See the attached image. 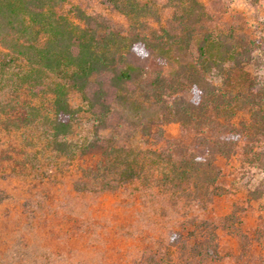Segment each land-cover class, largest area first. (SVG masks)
Returning a JSON list of instances; mask_svg holds the SVG:
<instances>
[{
	"label": "trees",
	"instance_id": "16d2710c",
	"mask_svg": "<svg viewBox=\"0 0 264 264\" xmlns=\"http://www.w3.org/2000/svg\"><path fill=\"white\" fill-rule=\"evenodd\" d=\"M109 2L126 29L78 5L67 9L66 0H0L4 127L41 126L53 151L81 158L77 191L137 182L148 197L203 207L220 194L218 158L250 155L264 171V66L248 68L256 40L235 27L212 28L201 0H168L165 23L148 0ZM71 91L83 108L71 106ZM80 111L91 132L74 139ZM170 122L192 131L205 154L175 156L172 145L160 147ZM135 134L155 142L131 146ZM180 227L161 256L132 264H203L218 256L216 226L193 218Z\"/></svg>",
	"mask_w": 264,
	"mask_h": 264
},
{
	"label": "rangeland",
	"instance_id": "374dc122",
	"mask_svg": "<svg viewBox=\"0 0 264 264\" xmlns=\"http://www.w3.org/2000/svg\"><path fill=\"white\" fill-rule=\"evenodd\" d=\"M148 1L159 7L165 23L172 14L168 0ZM201 1L212 28L235 27L256 40L257 58L248 68L259 73L264 66V0ZM74 5L116 28L128 27L109 0H66L67 9ZM181 96L188 99L190 94ZM69 102L84 107L75 91ZM90 123L80 111L73 138L88 136ZM130 140L141 148L151 141L138 134ZM157 142L163 148L172 145L175 156L205 154L193 132L179 122L165 124ZM81 160L53 151L41 126L6 129L0 116V264H132L154 252L158 258L171 234L193 218L216 226L218 256L203 264H264V171L252 165L250 155L218 158L224 173L220 194L203 207L148 197L137 182L117 191H77Z\"/></svg>",
	"mask_w": 264,
	"mask_h": 264
}]
</instances>
